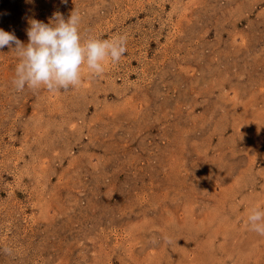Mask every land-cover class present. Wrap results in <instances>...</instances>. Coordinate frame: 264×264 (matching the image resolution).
<instances>
[{
  "label": "rangeland",
  "instance_id": "obj_1",
  "mask_svg": "<svg viewBox=\"0 0 264 264\" xmlns=\"http://www.w3.org/2000/svg\"><path fill=\"white\" fill-rule=\"evenodd\" d=\"M80 14L127 36L69 90L0 49V264H264V0H0V28ZM167 241V242H166Z\"/></svg>",
  "mask_w": 264,
  "mask_h": 264
},
{
  "label": "clouds",
  "instance_id": "obj_2",
  "mask_svg": "<svg viewBox=\"0 0 264 264\" xmlns=\"http://www.w3.org/2000/svg\"><path fill=\"white\" fill-rule=\"evenodd\" d=\"M61 2L66 4L67 0ZM80 21V14L74 10L67 19L59 12L53 13L47 23L31 19L26 29L27 43L0 28V49L8 48L19 58L12 81L16 91L26 87L33 91L42 87L49 92L69 90L81 84L83 67L99 76L105 71L106 60L120 61L127 51V36L82 38ZM247 225L252 232L264 236V208L252 207ZM0 251L13 255L9 247Z\"/></svg>",
  "mask_w": 264,
  "mask_h": 264
}]
</instances>
